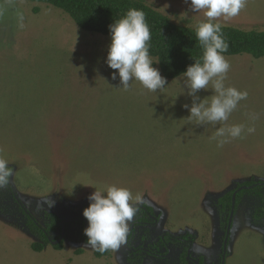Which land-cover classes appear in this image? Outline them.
Wrapping results in <instances>:
<instances>
[{
    "label": "rangeland",
    "instance_id": "rangeland-1",
    "mask_svg": "<svg viewBox=\"0 0 264 264\" xmlns=\"http://www.w3.org/2000/svg\"><path fill=\"white\" fill-rule=\"evenodd\" d=\"M144 1L176 23L197 26L207 19L184 0ZM217 22L264 31V0H247L238 16ZM110 43L111 37L80 29L54 6L0 0V118L14 119L17 134L8 140L11 129L0 130V157L14 170L0 188V264H179L190 248L198 264H264L262 199L248 193L241 200L224 260L230 214L218 204L238 185L264 181V76L252 65L259 59L225 56L231 66L225 86L246 91L247 99L226 122L200 124L187 119L193 97L183 76L157 92L135 80L123 90L119 77L112 79L117 70L106 63ZM213 94L210 83L196 102ZM232 125H243L244 133L218 148L216 131ZM9 153L30 161L19 171L22 160ZM110 186L128 189L130 203L151 207L157 221L135 225L143 217L137 211L126 243L104 258L69 240L59 250L54 243L32 249L38 240L25 212L44 227L49 213L86 220L88 197ZM164 235L192 238L156 251Z\"/></svg>",
    "mask_w": 264,
    "mask_h": 264
},
{
    "label": "clouds",
    "instance_id": "clouds-1",
    "mask_svg": "<svg viewBox=\"0 0 264 264\" xmlns=\"http://www.w3.org/2000/svg\"><path fill=\"white\" fill-rule=\"evenodd\" d=\"M184 3L190 5V11L203 12L207 18L195 29L196 39L203 48L202 62L196 60L182 73L187 95L193 97L187 119H194L200 124L226 122L240 101L247 99L248 93L225 86L231 66L223 53L228 51L229 45L222 33L223 25L217 21L221 17L229 19L238 16L246 7L247 0H184ZM20 19L23 20L22 15ZM109 31L111 43L106 63L111 69L117 70L112 79L118 76L125 91L133 80L139 81L151 92L163 90L167 81L153 67V59L149 54L151 30L145 13L135 8L129 9L124 17L109 26ZM210 83L214 94L197 103L200 98L196 93L207 90ZM183 107L188 109L187 104ZM244 131L243 125L223 126L216 131L213 139L219 138L217 147L222 148L230 139L240 138ZM254 132V127L247 128V133ZM8 165L9 162L0 157V188L6 187L13 175L14 170ZM132 199L128 189L116 186L108 187L106 194L96 190L88 197L89 206L83 211L88 221L84 235L91 249L104 253L117 250L126 243L129 224L138 211L130 203ZM141 199L139 195L135 197L137 202Z\"/></svg>",
    "mask_w": 264,
    "mask_h": 264
},
{
    "label": "trees",
    "instance_id": "trees-1",
    "mask_svg": "<svg viewBox=\"0 0 264 264\" xmlns=\"http://www.w3.org/2000/svg\"><path fill=\"white\" fill-rule=\"evenodd\" d=\"M29 2L44 3L54 6L67 13L76 25L87 32L109 36V26L125 16L129 9L135 8L145 13L146 22L151 30V40L149 41V54L151 58L159 61L158 66L166 80H175L182 77L188 66L194 64L196 60H201L203 48L196 39V26L180 24L172 21L168 16L159 12L144 0H24ZM36 13L39 9H34ZM222 33L229 47L224 56H238L247 54L255 59L264 58V31L244 30L235 26L223 25ZM264 181L245 182L236 189L226 193L219 200L218 204L222 211L231 213L233 196L236 194V212L243 197L248 194H255L262 199L261 212L264 214ZM143 217L139 222L148 225L157 221L153 218L154 211L147 205L135 206ZM27 217V228L29 232L38 240L32 244L35 252H42L46 246L57 242L62 238L63 220L53 214H47V223L41 226L35 218L25 212ZM230 218V217H229ZM87 228L85 219H72L66 222L64 238L55 245L56 249H61L64 243L69 240L77 244H84L87 237L84 229ZM135 230H132L131 237ZM57 235V236H56ZM55 236V237H54ZM191 236H184L181 239H191ZM170 235H164L159 243L155 245L156 251L161 248L168 249L173 243L180 242ZM112 251L101 253L95 252L97 258L111 256ZM164 254H169L167 250ZM162 255V256H166ZM187 252H185L179 264H188ZM139 264V263H133ZM199 264H203L202 261Z\"/></svg>",
    "mask_w": 264,
    "mask_h": 264
},
{
    "label": "crops",
    "instance_id": "crops-1",
    "mask_svg": "<svg viewBox=\"0 0 264 264\" xmlns=\"http://www.w3.org/2000/svg\"><path fill=\"white\" fill-rule=\"evenodd\" d=\"M254 59V58H253ZM264 59V58H263ZM263 59H259V61H257V63H252V65L253 66H256L258 69H259V72H257V73H259L260 75H263L264 76V71H261L262 69H264V60ZM255 61H256V59H254ZM263 64H262V63ZM244 66H250V65H244ZM256 92V91H255ZM251 112V110H249V113ZM39 118V117H38ZM10 121V122H9ZM9 121H3V119L1 120V118H0V130H3V131H5L6 130V128L8 127V129H11V131H10V136L8 137V140H9V138H10V140H14V138L16 139V137H17V134L15 133V120L14 119H11V120H9ZM9 123H10V126H9ZM35 123H38V120H36L35 121ZM34 123V125H35V128H37V127H40L39 126V123L38 124H35ZM22 137L25 139V138H27L26 136V134L25 133H22ZM30 151V150H29ZM17 155V156H16ZM19 155L20 154H10L9 153V157L10 158H12V160L14 161V160H16V161H18L19 163H20V161L22 160V162L19 164V171H22V169H21V166H22V164L23 163H25V164H27V161H30V158L28 157V155H25L24 153H21V155H22V157H19ZM7 159H9V158H7ZM40 161H41V163H42V155H41V158H40ZM33 162V161H32ZM40 164H38V166H39ZM8 166H10V165H8ZM30 167H32L31 165H30ZM19 171H18V173H19ZM18 173H17V175H18ZM19 176V175H18ZM16 192V191H15Z\"/></svg>",
    "mask_w": 264,
    "mask_h": 264
},
{
    "label": "water",
    "instance_id": "water-1",
    "mask_svg": "<svg viewBox=\"0 0 264 264\" xmlns=\"http://www.w3.org/2000/svg\"><path fill=\"white\" fill-rule=\"evenodd\" d=\"M236 203H237V197H236V194H235V195L233 196V203H232V209H231V213H230V219H229L228 231H227L226 239H225V242H224V257H223V260L225 259V257H226V253H227V250H228L229 238H230V234H231V230H232V226H233V221H234V218H235ZM85 221H86V220H85ZM66 222H67V221H63V223H62V225H63L62 238H61L60 240H58L57 242H54V244H58V243L64 238ZM191 254H192V250H191V248H190V249L188 250V252H187V260H188V261H193L194 263L198 264L197 261H195L194 259H192ZM223 264H224V263H223Z\"/></svg>",
    "mask_w": 264,
    "mask_h": 264
},
{
    "label": "flooded vegetation",
    "instance_id": "flooded-vegetation-1",
    "mask_svg": "<svg viewBox=\"0 0 264 264\" xmlns=\"http://www.w3.org/2000/svg\"><path fill=\"white\" fill-rule=\"evenodd\" d=\"M185 242V240H183Z\"/></svg>",
    "mask_w": 264,
    "mask_h": 264
}]
</instances>
